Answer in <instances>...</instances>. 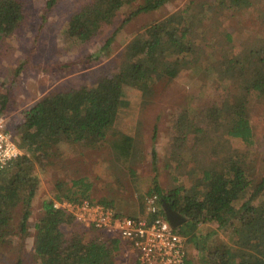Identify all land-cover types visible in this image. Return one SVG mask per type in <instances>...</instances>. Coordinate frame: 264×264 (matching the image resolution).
I'll return each instance as SVG.
<instances>
[{
  "label": "trees",
  "instance_id": "obj_1",
  "mask_svg": "<svg viewBox=\"0 0 264 264\" xmlns=\"http://www.w3.org/2000/svg\"><path fill=\"white\" fill-rule=\"evenodd\" d=\"M135 1L83 0L67 23V39L84 44L111 25L118 10ZM167 1L151 0L130 16L155 10ZM252 1L219 0L212 16L217 12H247ZM24 3L0 0V40L25 23ZM54 3L55 0H48L46 7L51 9ZM203 10V6L189 3L183 10L165 16L130 39L115 72L101 74L89 86L53 91L25 111L14 129L23 154L0 170V245L9 242V237L27 232L29 207L38 186L36 164L43 167L62 143L85 148L101 145L120 108L127 104L129 92L148 96L160 79L188 70L202 81L198 84L202 89L219 88L222 102L214 104L211 111H200L206 114V125L192 126L193 145L203 148L197 153L199 159L185 172V179L177 180L172 188L162 189L155 178L151 193L159 196L161 206L162 201L168 203L186 219L176 229L186 239L184 264H194L188 256L189 246L196 251L199 264H264V164L262 175L255 178L252 172L256 158L231 153L232 141H242L247 146L255 143L246 96L264 101V10L259 14L262 30L243 43L247 58L231 57L227 61L218 53L220 41L206 37L210 28L201 24ZM225 39L231 42L232 35L227 33ZM199 47L203 53L197 50ZM204 52L208 59L203 57ZM8 107L7 94H0V116ZM207 153L208 160L204 158ZM152 156L156 158L154 148ZM89 190L90 184L84 178L73 179L70 184H57L52 199L41 202L42 214L34 224L33 258L37 264H115L122 252L119 239L98 241L101 232L73 227L71 215L52 207L53 200H93ZM99 202L111 206L116 216L123 215L117 212L114 201ZM19 204L22 212L17 233L11 219ZM135 212L130 211L128 216L146 215ZM161 213L164 214L163 208ZM202 224L228 228V241L218 239L209 244V235L198 231ZM63 225L72 227L64 230Z\"/></svg>",
  "mask_w": 264,
  "mask_h": 264
},
{
  "label": "rangeland",
  "instance_id": "obj_2",
  "mask_svg": "<svg viewBox=\"0 0 264 264\" xmlns=\"http://www.w3.org/2000/svg\"><path fill=\"white\" fill-rule=\"evenodd\" d=\"M24 1L25 23L14 34L0 40V94H7L9 99V107L0 119L5 120L13 135L25 111L41 97L53 91L89 86L101 74L115 72L120 54L132 37L165 16L183 10L189 3L204 7L200 19L203 27L210 28L206 37L220 41L218 53L225 61L231 57L246 59L244 41L263 26L259 14L264 10V0H253L247 12H217L215 17L212 13L219 0H169L155 10L131 17L132 12L151 1L136 0L118 10L111 25L79 44L67 39L66 29L70 16L79 10L83 0H55L51 9L46 7L48 0ZM227 33L232 35L231 42L225 39ZM197 50L203 53L200 47ZM203 57L208 59L205 52ZM201 82L198 76L183 70L172 78L160 79L148 96L129 92L127 104L120 108L113 128L101 145L85 148L62 143L43 167L36 164L38 186L29 207L27 232L9 237V242L0 245V264H37L33 258L34 224L42 214L41 202L51 200L52 192L61 182L70 184L73 179L84 178L90 184L91 199L114 201L117 212L128 216L130 211L145 212L144 199L152 194L155 178L162 189L184 180L185 172L199 159L197 153L203 148L193 145L192 126L206 125V114L200 111H211L223 98L219 88L202 89L198 86ZM246 98L255 143L247 146L242 141H232L231 153L256 158L252 176L259 178L264 164V101L251 99L249 95ZM204 158L208 160L209 154ZM21 212L19 204L11 219L17 233ZM75 224L72 226L80 229ZM72 226L63 225V229L70 230ZM200 230L209 235V244L218 239L228 241V228L202 224L198 226ZM127 252L122 244L115 264H134V258ZM188 256L194 264H199L197 253L190 246Z\"/></svg>",
  "mask_w": 264,
  "mask_h": 264
},
{
  "label": "built area",
  "instance_id": "obj_3",
  "mask_svg": "<svg viewBox=\"0 0 264 264\" xmlns=\"http://www.w3.org/2000/svg\"><path fill=\"white\" fill-rule=\"evenodd\" d=\"M23 154L22 149L0 119V170L6 169ZM145 216H116L115 210L97 200L80 202L52 201L55 210L73 217L85 231L97 230L98 241L116 238L128 249L127 255L137 264H184L187 256L185 237L161 213L160 198L156 194L145 197Z\"/></svg>",
  "mask_w": 264,
  "mask_h": 264
},
{
  "label": "water",
  "instance_id": "obj_4",
  "mask_svg": "<svg viewBox=\"0 0 264 264\" xmlns=\"http://www.w3.org/2000/svg\"><path fill=\"white\" fill-rule=\"evenodd\" d=\"M162 208L164 211L165 218L173 228L176 229L186 222V219L181 216L178 212L171 209L168 203L162 201Z\"/></svg>",
  "mask_w": 264,
  "mask_h": 264
}]
</instances>
